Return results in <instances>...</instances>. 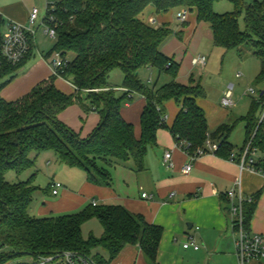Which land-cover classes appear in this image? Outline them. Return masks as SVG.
<instances>
[{
    "label": "trees",
    "instance_id": "obj_1",
    "mask_svg": "<svg viewBox=\"0 0 264 264\" xmlns=\"http://www.w3.org/2000/svg\"><path fill=\"white\" fill-rule=\"evenodd\" d=\"M218 1H62L58 14L62 23L54 52L66 57L67 64L59 69V75L41 81L15 101L5 100L0 94V264L19 255H49L66 250L91 255L99 264H108L126 245L138 246L146 262L158 264L163 227L146 222L142 215L121 204L90 203L73 213L32 215L30 208L39 189L34 182L36 172L27 180L16 182L8 181L6 176L11 170L21 175L33 169L43 152L51 151L62 164L82 168L89 182L109 186L115 163L131 159L136 171L145 169L148 149L157 145L162 128L170 130L176 144L187 154L207 151L210 140L219 143L217 154L230 158L233 145L228 137L238 122H244L245 145L251 140L259 149L262 157L254 167L264 172V120L260 122L264 91L261 101L253 100L246 115L209 133L205 110L197 102L206 96L204 87L194 78L188 84L177 81L181 63L161 50L172 34L171 27L167 23L153 26L139 18L149 5H154L158 12L172 8L195 11L199 22L209 24L214 46L226 53L234 50L242 60L250 54L258 58L260 71L256 80L264 83V1L228 0L234 8L223 13L215 11ZM35 48L37 44H33L32 53L21 64L0 68V92L32 58ZM70 54L73 56L69 57ZM143 67L167 73L172 81L148 89L139 78ZM115 69L122 71L121 87L127 91L118 93L109 82ZM58 76L74 84L76 92L66 94L59 90L55 84ZM129 93L145 97L140 136L136 135L135 125L122 114L124 104L130 100ZM84 95L90 102L89 108L98 111L101 119L88 136L81 137L58 115ZM170 100L180 106L171 126L166 120V103ZM259 193L243 201L244 227L248 231ZM93 218L99 220L103 233L85 238L82 225ZM99 248L108 253V258L95 252Z\"/></svg>",
    "mask_w": 264,
    "mask_h": 264
},
{
    "label": "crops",
    "instance_id": "obj_2",
    "mask_svg": "<svg viewBox=\"0 0 264 264\" xmlns=\"http://www.w3.org/2000/svg\"><path fill=\"white\" fill-rule=\"evenodd\" d=\"M44 2L45 0H0V12L9 19L27 23L32 8L37 6L42 12ZM181 9L172 8L162 14L157 11L154 5H149L139 15V18L148 24L157 26V19L158 23H168L167 13L173 10L179 12ZM184 24L186 30L193 34L196 44L202 41L203 33L206 37L209 36L213 42L210 26L205 25L204 22L200 23L195 11H189L188 19ZM178 48L179 45L173 43H167L163 48L161 46V50L166 55L174 57L182 66V61L175 50ZM221 49L225 52L223 48ZM35 53L34 51L32 58L18 69L1 89L0 94L5 100L15 101L25 96L37 84L53 75L51 62L44 55L30 65L28 64ZM193 58L190 60L191 67L196 66L192 62ZM206 65L207 63L200 66L205 67ZM181 70H183L182 67ZM157 73L158 75L162 74L158 70ZM179 74L177 81L187 84ZM191 75L193 76L192 73ZM122 81L123 73L118 83L109 78V82L116 86L118 93L127 91L121 87ZM55 84L59 90L66 94L76 92L75 85L61 76L56 78ZM129 96L130 100L124 104L122 114L126 120L135 125L136 135L140 136V117L145 105V97L137 93H129ZM206 97L207 94L204 98H198L197 102L205 110L209 133H213L221 124H232L231 120L234 117L228 112L221 113L216 117L221 107L205 102ZM166 107L167 124L171 126L180 106L174 100H170L166 103ZM242 116L244 115L240 117ZM58 118L81 137H86L98 125L101 116L98 111L91 110L82 99L64 109ZM238 119L239 117L233 121ZM241 123L244 134L242 145L236 148L231 136L228 137L233 145L235 155H239L245 145V124ZM167 151H172L171 164L165 161ZM261 157L262 155L259 154L256 160ZM54 158L56 157L54 156ZM189 161L188 154L177 146L170 130L162 128L158 131L157 145L148 149L144 170L136 171L134 163L129 168L118 167L121 166L120 163H115L111 168V185L101 186L91 183L87 180L85 173L77 175V189L72 190L63 185L60 194L56 196L52 194L51 183L54 182V179H51L48 189L50 198H42L38 205H35L33 201L30 212L36 217H45L51 214L77 212L93 201H96L97 204H121L132 213L142 215L146 222L163 227L164 232L157 256L158 264H184L186 259H194L193 262L197 264H203L202 261L205 259H208V264L209 260L222 264L224 263L222 259H227L229 264H240L235 245L238 232L231 226L229 210L232 201L227 196V192L238 180L241 181L243 198L251 199L260 192L250 221V230L264 235V172L250 169L241 170L237 160L232 161L216 152H207L192 162V170L186 174L183 172V167ZM143 193L152 195V197H143ZM190 234L194 235L200 244L199 250L183 247V243ZM102 255L108 258V253L105 250H102ZM108 264L149 263L146 262L138 246L126 245L118 256ZM248 264H264V259L252 260Z\"/></svg>",
    "mask_w": 264,
    "mask_h": 264
},
{
    "label": "rangeland",
    "instance_id": "obj_3",
    "mask_svg": "<svg viewBox=\"0 0 264 264\" xmlns=\"http://www.w3.org/2000/svg\"><path fill=\"white\" fill-rule=\"evenodd\" d=\"M245 1L247 3H252L256 0ZM44 7L45 2L42 6V14L44 13ZM214 8L216 12L223 13L233 10L234 6L228 0H220L214 4ZM161 13L163 14V12ZM167 17L169 18L167 24L171 27L172 34L163 43L162 48L167 43L179 45V48L175 49L177 51V56L180 57V60L182 61L181 67L183 70L180 71L179 76H181V79L187 84L190 82L191 78H194L196 82H200L202 84L207 94L204 101L221 107L220 111L217 112L216 117L221 115V113L228 112L232 117H234V119L238 117L240 118L241 115H246L248 113L253 100L261 101V92L264 91V83L257 82L256 80L260 71V61L257 57L250 54L244 60H240L236 51L232 50L225 53L221 48L214 47L212 39L209 36L206 37L204 33L202 41L196 44L195 39H193V34L186 30L187 28L184 22L178 18V10L168 12ZM171 18L172 21H170ZM158 22L159 21L157 19V25L162 23ZM204 24L209 26L206 22H204ZM240 25L241 28L244 27L243 17L240 19ZM36 39V53L33 59L28 63L29 65L42 58V55L47 56L49 53L50 54L46 58L50 62L55 53L54 48L57 43V38L45 35L43 28H40L36 34ZM198 54H203L207 57V65L205 67L200 65L191 67V58L197 56ZM72 56L73 55L70 54L69 57ZM110 78L112 81L118 83L122 78V71L120 69L113 70L110 74ZM139 78L148 89L154 87L157 88L172 81V77L169 74L162 73L158 75L157 70H149L147 67L140 69ZM231 85H233L232 87L234 89L233 99L235 101V105L232 107H223L221 105V99ZM250 89H254L255 94H249L248 90ZM83 102L90 106V102L85 95L83 96ZM234 119L232 118L231 120L232 124L236 122L233 121ZM230 136L231 140L235 144V147L239 148L244 140L243 124L241 122L235 125ZM54 156L55 155H53V152L51 151L43 152L38 157L36 166L33 169L27 170L21 175H17L16 172L11 170L7 173L6 178L10 182L27 180L28 177L36 172L34 182L39 186V189L34 195L35 205L41 203L42 198H50L48 189L51 179H54L55 182H60L63 185L68 186L72 190L77 189V175L85 174L84 170L77 166L71 167L62 164L57 160V158H54ZM120 165L121 166L118 167L129 168V166L133 165V160L130 159L126 162L120 163ZM82 232L85 238H87L90 234L101 236L103 233V227L97 218H93L82 225ZM102 250L103 249L99 248L96 249L95 252H99L102 255ZM13 259L16 261H22L29 259V257L28 255H19ZM193 260L194 259H186L184 264H197L194 263ZM207 260L208 259L203 260V264H208ZM222 260L224 261L222 264H229L227 259ZM217 263V261L211 262L209 260V264Z\"/></svg>",
    "mask_w": 264,
    "mask_h": 264
},
{
    "label": "built area",
    "instance_id": "obj_4",
    "mask_svg": "<svg viewBox=\"0 0 264 264\" xmlns=\"http://www.w3.org/2000/svg\"><path fill=\"white\" fill-rule=\"evenodd\" d=\"M62 1L63 0H45L43 14L39 7L34 6L30 12L27 23L9 19L0 12V68L5 64L18 65L26 60L32 53L33 44H37L36 34L40 28H43L45 35L52 38L58 37V28L62 23L58 14ZM188 13L189 10L187 8H182L178 12V18L182 22H185L188 19ZM36 49L37 48H35L34 51H36ZM67 61L68 59L63 57L59 51H55L50 61L53 74L59 75V69L63 68L67 64ZM192 62L195 65H205L207 63V57L205 55H198L193 58ZM248 93L255 94V90L250 89ZM221 103L224 107H231L234 105L232 86L222 97ZM263 120L264 109L260 116V122ZM218 149L219 143L208 140L207 151L200 149L194 155L188 154L190 161L184 165L183 172L186 174L190 173L193 167L192 162L195 159L207 152H216ZM259 154V149L254 147L251 140H249L239 155L232 153L229 159L232 161L237 160L241 170L250 169L259 172V170L254 167V163ZM171 157L172 151H167L165 153V161L171 164ZM62 188L63 184L60 182L54 181L51 183V190L54 196L59 195ZM227 195L232 201L229 210L231 215V226L238 232L235 245L240 264H248L252 260L264 259V235L252 232L251 230L248 231L244 227L243 201L245 198H243L242 195L240 180L236 181L235 185L227 192ZM142 196L152 197V195L150 196L147 193H143ZM92 203L94 205L97 204L96 201ZM183 247L186 249L193 248L199 250L201 246L194 235L190 234L183 243ZM28 257L29 259L22 261L11 259L7 264H99L91 255L72 250L49 255H28Z\"/></svg>",
    "mask_w": 264,
    "mask_h": 264
},
{
    "label": "water",
    "instance_id": "obj_5",
    "mask_svg": "<svg viewBox=\"0 0 264 264\" xmlns=\"http://www.w3.org/2000/svg\"><path fill=\"white\" fill-rule=\"evenodd\" d=\"M190 226H191V225H190ZM190 226H189V227H190Z\"/></svg>",
    "mask_w": 264,
    "mask_h": 264
}]
</instances>
